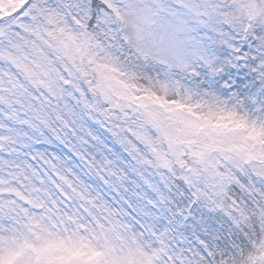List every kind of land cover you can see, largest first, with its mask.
<instances>
[{"label":"snow or ice","instance_id":"snow-or-ice-1","mask_svg":"<svg viewBox=\"0 0 264 264\" xmlns=\"http://www.w3.org/2000/svg\"><path fill=\"white\" fill-rule=\"evenodd\" d=\"M0 264H264V0H0Z\"/></svg>","mask_w":264,"mask_h":264}]
</instances>
